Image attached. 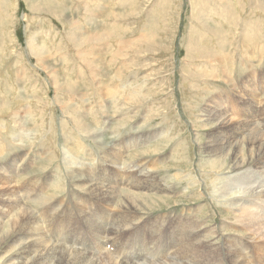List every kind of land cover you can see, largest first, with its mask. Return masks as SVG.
<instances>
[{
  "label": "rangeland",
  "instance_id": "374dc122",
  "mask_svg": "<svg viewBox=\"0 0 264 264\" xmlns=\"http://www.w3.org/2000/svg\"><path fill=\"white\" fill-rule=\"evenodd\" d=\"M244 117L264 123V0H0V264L25 260L12 243L17 223L91 253L111 228L102 224L118 226L121 214L137 227L123 232V246L102 244L105 260L109 251L139 262L133 235L146 232L140 261L169 256L175 248L159 245L174 234L158 233L198 220L202 233L217 231L214 264H264L255 240L230 222L249 201L228 204L248 191L244 181L264 182L251 134L234 152L241 169L229 168L231 150L207 155L208 142L220 144ZM137 171L160 190L128 188ZM80 172L124 199L93 197ZM260 201L251 210L264 212ZM93 215L96 238L85 220ZM236 235L245 257L231 245Z\"/></svg>",
  "mask_w": 264,
  "mask_h": 264
},
{
  "label": "bare ground",
  "instance_id": "6f19581e",
  "mask_svg": "<svg viewBox=\"0 0 264 264\" xmlns=\"http://www.w3.org/2000/svg\"><path fill=\"white\" fill-rule=\"evenodd\" d=\"M227 70H228V68H227ZM225 71H226V69H225ZM226 75H227V72H226ZM216 109L217 108H214L212 106L210 108L205 109V111L203 113H206L208 115H212L215 113L214 111H216ZM220 112L221 113H219L220 114L219 117H221V120L219 122V126H220V123H223V121L225 120L223 118L226 117L223 110ZM243 113H245V111ZM214 115H216V114H214ZM203 116H206V115H203ZM254 116L256 117V115H254ZM254 116H252V117L254 118ZM232 120H233V118H232ZM210 121H212V120H210ZM217 123H218V121H217ZM255 123L250 122L247 118L244 117V122H243L244 125L243 126L233 125L230 128L231 129L230 133L227 134L228 136H225V137L223 136L224 138L222 140H220V141H222L220 144L215 138H214V141L208 142V145L210 147L212 145H214V151L215 152H213V154H211V151H209L207 153V155L209 157H214L216 160H218L219 156H220L219 154L223 151L228 152L229 150H231V153L234 154V152L236 151L237 148L240 149L239 144H240V142H243V136L246 135V139H247V143H248V139H249L248 136L251 134L250 135L251 141H249L250 145H251V149L257 150V152L255 151L256 156L254 157V160L258 161L260 158L263 159V160L259 161V163L255 166L256 169L259 168V166L264 164V123L261 122L262 124H260V125L258 124L257 129L254 128ZM258 123H260V122L258 121ZM222 129H223V127H222ZM86 132H88V131H86ZM252 133H254L255 135H257L259 133L258 137L257 136L254 137V134H252ZM146 141H147V139L143 138L141 144L143 145ZM210 142H212V143H210ZM216 150H219V152L217 153ZM74 156H77V155L74 154ZM251 157L252 156L250 154V158ZM14 164H15L14 161H11L9 164V168H11V167L13 168ZM245 164H246V160H244L243 158H240L239 155H236V154L231 155L230 165H229V168L231 170L241 169L244 167ZM142 171L143 170H141V172ZM139 173H140V171H137L134 175H132L133 178H131L130 181H134V180L135 181L133 182V184H129L128 188H139V189L144 190V191L160 190L159 187L157 186L156 181H153V180L152 181H145V178L143 175H145L146 172H145V174L142 173L143 175L140 174V175H142L141 177H140ZM79 174H81V175L75 176V177L77 179H79L80 182H85V181L90 182V185H88L89 186V193L93 197H96L97 195H99L98 193L103 194V196L108 197V199L105 197L107 199L106 204L114 203L119 199L120 200L124 199V196H123L124 194L121 195V194L116 192V191H119L118 190L119 188L116 189L117 187H115V188L114 187H108V186L105 187V185H103V184L102 185L98 184L97 181L92 179L93 177L91 178V176L84 178L82 176L83 173H81V172L78 174H75V175H79ZM250 175H251V173H250ZM7 176H9V175L7 174ZM244 176L245 175H243L242 177H244ZM262 181L259 180L258 183H256L255 181H253L251 179L244 181V183L246 185L250 184L247 188H244V190H248V191L246 193L243 192L242 194H239L237 196L232 197V199L229 200L228 204H233V200L235 203L238 202V200H243L244 203L246 202V200H247V202L249 201L250 205L247 204L249 209H246V206H243V205H241L240 208L239 207H233V209L239 208L238 211H240L242 208H244V212L242 214H240L239 216H235L233 218L234 220L230 221V222L234 225L233 228L235 230H237V232L242 230L241 232L244 233L247 238H252L255 240V243H256L255 249L260 254V259L264 261V247L261 244V242L264 241V212H257V211L251 210L253 208V206L256 205L257 201H260V200L264 201V182H262ZM98 182H100V181H98ZM101 183H103V182H101ZM237 184H240V183L237 182ZM46 186H47V184H46ZM238 186L239 185H234V184L230 185L228 188H226V191H227L226 193L229 194L230 192H233V190ZM167 188H168V186H167ZM161 190H162V188H161ZM165 190H166V188H165ZM125 198H127V196ZM133 198H135V197H133ZM249 198H252V199H249ZM17 200H19V199H17ZM138 200H139V197L136 199V202H134V203H137ZM14 202H15V200H14ZM17 204H18V202H17ZM144 204H147L146 198L144 199ZM12 205L14 206L15 204L12 203ZM131 205H129L127 203L126 206L131 207ZM238 211H236V213ZM19 212H20V210H19ZM84 214H86V212H84ZM27 218L30 221H33V223H35L34 218H36V217H34L31 213H30V216H28ZM96 219H98V217H95L94 215L91 217V219H87V218L85 219L86 221L89 222L88 223V225H89L88 230L90 231V234H93V236L95 238L98 236H101L100 233H103V231L101 230L100 223H98V225L100 226L99 230L95 227L94 221H97ZM135 220H136V218H130V217L125 216L124 214H121V215H119L118 220L116 221V225H118V226H113V227L110 226V224L112 222H110L109 225H107L106 222H105V224H102L103 229H105V231L111 227L102 235V239L104 240V242H102V244L107 245L108 243H112L111 240L113 239V240H116L119 242V246L125 245L123 240H121L122 234H123V232H127L126 230L128 228L136 225ZM106 221H107V218H106ZM197 221L198 220H195L194 222H192L190 224L183 225V227H181L179 225V227H172L169 230H164L162 233H158V235L168 234L169 232L174 234V242L170 241L168 238H165L161 241V243L159 245V248L161 251L167 250V248L169 246H170L169 248H175V249H173V251L170 253L169 256H167V254H165L166 252H164V253H160L161 258H155L154 257L153 260H150L151 259L150 258L148 260L140 261V259L142 260V258L147 259V257H145L146 255H144V253H146V247L149 244H148V242H146V240L141 239V237H146V236L151 235V234L146 232L144 236H141L138 233H135L133 235L135 239H140V242L137 245L138 249L136 248L134 251V256H135L134 258H136V260H139V262H136L135 260L131 261V257H129L128 255H123L122 253H121L123 255L122 257H119V255L113 256L112 253L109 251L107 252V255L110 256V259L109 258L108 259H109V261L110 260L112 261V264H214V263H216V260H214L210 256H211V252L215 249V247L216 248L220 247V246H217L218 242L215 239H213V238H215L214 235H215V232H217V231L216 230L215 231H207V233H202L201 228H200L202 226V224H197L198 223ZM226 222H229V221H226ZM15 223H17L16 220H14L13 223H11L12 226H14ZM163 225H164V223H163ZM15 227H16V231L18 233L13 238L12 243H14V244L20 243V246L16 250V253L18 254L17 256L25 259V260H23V262H21L22 264H105L107 262L106 260H108V259L105 260L102 256H99L97 254L100 251L105 252L102 249V244L99 246L98 250L96 249V250H93L92 252L90 251L91 253H89L86 251V249H82L79 247H77V248L67 247L68 245L65 246V245L59 244L57 242H53L51 240H50V242H46L40 236V231H36L35 227L29 230V229L24 228L23 226H19L18 223L15 225ZM136 227H137V225H136ZM110 231H112L114 234H111ZM153 231L156 232L154 229H153ZM164 236H166V235H164ZM158 237H160V236H158ZM235 237H237L239 239H237V238L232 239L231 245L233 246V248L237 247V252H240L242 254V257H245L243 250L240 248V245L243 243V237H241L239 235H236ZM240 237H241V239H240ZM213 240H215V241H213ZM114 243L115 242H113L112 244H114ZM224 243H225V241H224ZM152 244H153V242L150 241V245H152ZM192 247H195V248L192 250ZM105 254H106V252H105ZM100 255H101V253H100ZM12 258H11V260H12ZM109 261L107 263L111 264ZM239 263H241V262H239Z\"/></svg>",
  "mask_w": 264,
  "mask_h": 264
}]
</instances>
